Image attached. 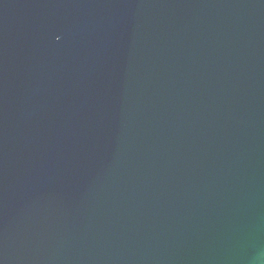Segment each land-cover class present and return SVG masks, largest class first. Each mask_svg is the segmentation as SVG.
<instances>
[{
    "label": "water",
    "instance_id": "obj_1",
    "mask_svg": "<svg viewBox=\"0 0 264 264\" xmlns=\"http://www.w3.org/2000/svg\"><path fill=\"white\" fill-rule=\"evenodd\" d=\"M0 264H264V0H0Z\"/></svg>",
    "mask_w": 264,
    "mask_h": 264
}]
</instances>
